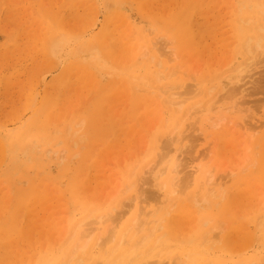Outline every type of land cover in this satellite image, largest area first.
<instances>
[{
  "label": "rangeland",
  "instance_id": "rangeland-1",
  "mask_svg": "<svg viewBox=\"0 0 264 264\" xmlns=\"http://www.w3.org/2000/svg\"><path fill=\"white\" fill-rule=\"evenodd\" d=\"M263 52L264 0H0V264H264Z\"/></svg>",
  "mask_w": 264,
  "mask_h": 264
},
{
  "label": "bare ground",
  "instance_id": "bare-ground-1",
  "mask_svg": "<svg viewBox=\"0 0 264 264\" xmlns=\"http://www.w3.org/2000/svg\"><path fill=\"white\" fill-rule=\"evenodd\" d=\"M264 53V52H263ZM184 103V101L182 102V101H179L178 102V104H180V105H182ZM161 157V156H160ZM171 183H173V182H171ZM177 183V182H176ZM215 186V185H214ZM175 188H177V185H174V189H172L171 190V192H170V194H171V196H174L175 195V193L177 192V190L175 189ZM213 188V182H212V179H211V176H210V174H209V172L206 174V176H205V179H204V181H203V185H202V190H205L206 192H208V190H211ZM208 193H210V191L208 192ZM210 194H213V192H211ZM101 221H104V219L103 218H101V220L99 221V222H101ZM103 223V222H102ZM81 234V237H88L90 234L89 233H83V232H81L80 233ZM124 233H122L121 234V236L123 235ZM83 248L84 247H82V249L80 250L81 252L83 251ZM136 256H140V255H136Z\"/></svg>",
  "mask_w": 264,
  "mask_h": 264
}]
</instances>
